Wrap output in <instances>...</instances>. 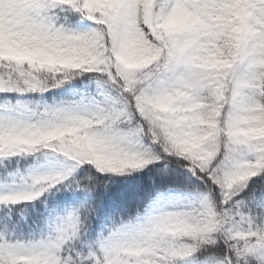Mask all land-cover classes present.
Returning <instances> with one entry per match:
<instances>
[{"label":"snow or ice","instance_id":"obj_1","mask_svg":"<svg viewBox=\"0 0 264 264\" xmlns=\"http://www.w3.org/2000/svg\"><path fill=\"white\" fill-rule=\"evenodd\" d=\"M38 155L0 264H264V0H0V167Z\"/></svg>","mask_w":264,"mask_h":264},{"label":"trees","instance_id":"obj_2","mask_svg":"<svg viewBox=\"0 0 264 264\" xmlns=\"http://www.w3.org/2000/svg\"><path fill=\"white\" fill-rule=\"evenodd\" d=\"M35 161V156H21L12 158L9 171H22L24 172L26 168L30 167L32 163ZM7 163V162H6ZM133 176L138 175L137 173H132ZM9 180V176L4 174L3 167H0V189H2L3 185ZM138 186V181L133 179H120V183L116 186L113 201L116 203H127L129 206H134L138 201L137 198L132 196L131 193ZM186 193H190L192 191H185ZM194 193V192H192ZM61 193H55L56 197H59ZM54 196L52 193H46L45 196L40 197V199L27 202L20 203L15 206H10V217L12 220H18L22 227H18L13 236L22 237V238H33L39 237L45 234L49 227V221H46L44 218L49 216L48 211L46 210L45 201H47V205L50 207ZM75 198H71L68 200V203H74ZM9 211L5 209L3 206H0V216ZM139 211L143 212V207L139 209ZM135 215V213H133ZM35 221V223H34Z\"/></svg>","mask_w":264,"mask_h":264},{"label":"rangeland","instance_id":"obj_3","mask_svg":"<svg viewBox=\"0 0 264 264\" xmlns=\"http://www.w3.org/2000/svg\"><path fill=\"white\" fill-rule=\"evenodd\" d=\"M83 29H87L89 27V22L84 21L81 25ZM55 159L54 157H47L45 158L42 155L35 156L34 163L31 164L30 167L26 168L24 172L22 171H15L18 173L15 176H9V180L3 185L2 189H0V193H4L8 191L10 188H22V187H29L30 186V180L27 184L24 183V181L21 179L22 176H27V174L31 171L38 170V171H45L52 167L49 163V161ZM194 193H186L181 192L177 193L175 191H172L170 193H166L165 198L161 199L160 205L163 207H169L171 204H186L188 202V199L193 196Z\"/></svg>","mask_w":264,"mask_h":264}]
</instances>
